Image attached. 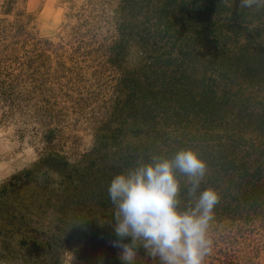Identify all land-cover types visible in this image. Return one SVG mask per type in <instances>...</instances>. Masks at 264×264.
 <instances>
[{
    "label": "rangeland",
    "instance_id": "rangeland-1",
    "mask_svg": "<svg viewBox=\"0 0 264 264\" xmlns=\"http://www.w3.org/2000/svg\"><path fill=\"white\" fill-rule=\"evenodd\" d=\"M134 1L0 0V264H122L111 180L187 147L220 196L203 264H264V16L207 1L175 38Z\"/></svg>",
    "mask_w": 264,
    "mask_h": 264
},
{
    "label": "clouds",
    "instance_id": "clouds-1",
    "mask_svg": "<svg viewBox=\"0 0 264 264\" xmlns=\"http://www.w3.org/2000/svg\"><path fill=\"white\" fill-rule=\"evenodd\" d=\"M239 5L260 9L264 0H240ZM207 171L206 161L187 147L171 157L153 154L150 162L113 177L107 191L115 209L117 239L111 244L120 249L122 264H136L141 247L159 264H203L211 246L210 222L220 201L215 189L200 190ZM178 173L187 178L188 195L195 197L194 204L184 210L180 209ZM52 176L59 178L56 173ZM126 237L130 242H123Z\"/></svg>",
    "mask_w": 264,
    "mask_h": 264
},
{
    "label": "trees",
    "instance_id": "trees-1",
    "mask_svg": "<svg viewBox=\"0 0 264 264\" xmlns=\"http://www.w3.org/2000/svg\"><path fill=\"white\" fill-rule=\"evenodd\" d=\"M142 2L144 0H136L134 2ZM148 1V0H146ZM146 1H144L146 3ZM208 1V5L206 4V2ZM219 1V0H158L157 4H154L156 6V8H154L153 10V14L157 17V19L160 21L162 19V21L164 20L166 25L164 27H162V29H157L158 32H160L163 35V31L167 30V26L168 24L170 25L169 28L174 30V36L176 38L177 35H179L180 31L177 30L178 26H182L186 29H189L188 26L185 25V21L187 19V17H189V21L191 23H193L196 19V15H191L189 14V11L191 10V8H195L196 10H202L204 9V7L206 6L207 9L208 8H215L216 3L214 4V2ZM129 3H131L129 1ZM148 3V2H147ZM146 3V4H147ZM190 3V4H189ZM210 3V4H209ZM194 9V10H195ZM247 10V14L251 15V16H264V8H260L257 9L255 7L249 9L246 8ZM256 13V14H255ZM246 14V15H247ZM191 19V20H190ZM198 22V19L196 20L195 23ZM194 23L193 28L191 27V32L194 33H198V28L196 26V24ZM189 36L191 37V35L189 34ZM180 53H182L180 51ZM175 58V57H173ZM178 58V57H177ZM177 58H175V60H177ZM256 63H259L257 67H255V71L256 74L258 75L260 71H263L264 69H262L264 67V57L260 56L258 61ZM261 65V66H259ZM252 68V67H250ZM252 71V69H248L246 70V75H248L250 72ZM140 88V87H139ZM142 90L144 88H141ZM145 92H151L155 95V93L153 92V90L150 88H148L147 91ZM176 90L172 92V94H175ZM133 95H135L134 92H132L131 94H127L128 98L132 97ZM141 95H139L140 97ZM131 99H134L133 97ZM141 104L144 105V101L141 100ZM180 197L183 198H191L188 195V189L187 188H183V186L181 187L180 190Z\"/></svg>",
    "mask_w": 264,
    "mask_h": 264
}]
</instances>
